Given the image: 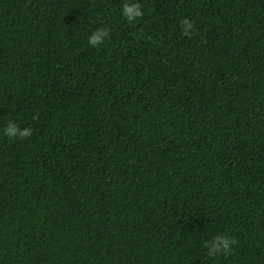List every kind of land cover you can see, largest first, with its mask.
Masks as SVG:
<instances>
[{"label": "trees", "instance_id": "trees-1", "mask_svg": "<svg viewBox=\"0 0 264 264\" xmlns=\"http://www.w3.org/2000/svg\"><path fill=\"white\" fill-rule=\"evenodd\" d=\"M121 3L0 0V264H264V0Z\"/></svg>", "mask_w": 264, "mask_h": 264}, {"label": "clouds", "instance_id": "clouds-1", "mask_svg": "<svg viewBox=\"0 0 264 264\" xmlns=\"http://www.w3.org/2000/svg\"><path fill=\"white\" fill-rule=\"evenodd\" d=\"M141 0H122L120 4V16L128 23H133L142 18L144 12ZM181 31L185 37L191 38L192 33L196 31V26L188 18L180 21ZM111 29L107 27H97L90 31L87 36V46L89 48L100 49L110 38ZM3 135L11 139H26L32 136V128H21L16 119H9L5 126L0 129ZM238 241L226 232H217L211 239L203 242V248L206 249L205 256L215 257L223 256L225 259L233 255L234 248Z\"/></svg>", "mask_w": 264, "mask_h": 264}]
</instances>
